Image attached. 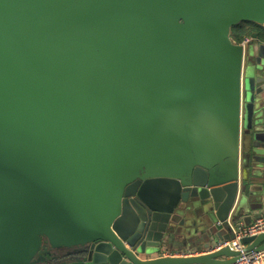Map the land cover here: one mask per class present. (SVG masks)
Wrapping results in <instances>:
<instances>
[{"label": "water", "instance_id": "95a60500", "mask_svg": "<svg viewBox=\"0 0 264 264\" xmlns=\"http://www.w3.org/2000/svg\"><path fill=\"white\" fill-rule=\"evenodd\" d=\"M264 0H0V264H236L264 199ZM204 253L165 255L173 237ZM264 249V232L241 239ZM200 246V247H198Z\"/></svg>", "mask_w": 264, "mask_h": 264}, {"label": "built area", "instance_id": "2783aa9c", "mask_svg": "<svg viewBox=\"0 0 264 264\" xmlns=\"http://www.w3.org/2000/svg\"><path fill=\"white\" fill-rule=\"evenodd\" d=\"M253 36H246L242 41L239 42L245 49L249 42L253 41ZM234 239L232 241L220 242L218 247L230 245L234 249L240 252V258L236 264H264V249L245 251V246L242 244L241 239L246 236H253L264 232V218L259 216L250 224H244L238 222L235 226H232ZM192 253L182 252L172 254L176 256H187ZM168 255V254H167Z\"/></svg>", "mask_w": 264, "mask_h": 264}, {"label": "crops", "instance_id": "0c3cea01", "mask_svg": "<svg viewBox=\"0 0 264 264\" xmlns=\"http://www.w3.org/2000/svg\"><path fill=\"white\" fill-rule=\"evenodd\" d=\"M259 216L264 218V199L261 202H254L253 206H250L249 210L246 213L238 217V222L250 224ZM201 249L200 251L196 250V246L191 245L190 241H187L186 239L184 240L181 237H173L172 239H170L167 248H164L162 252H164L165 255L177 254L182 252H194V255H198L204 253V250Z\"/></svg>", "mask_w": 264, "mask_h": 264}, {"label": "trees", "instance_id": "16d2710c", "mask_svg": "<svg viewBox=\"0 0 264 264\" xmlns=\"http://www.w3.org/2000/svg\"><path fill=\"white\" fill-rule=\"evenodd\" d=\"M254 33H258L264 40V27L256 23H241L233 26L231 29V37L236 42H240L246 36L253 35Z\"/></svg>", "mask_w": 264, "mask_h": 264}, {"label": "rangeland", "instance_id": "374dc122", "mask_svg": "<svg viewBox=\"0 0 264 264\" xmlns=\"http://www.w3.org/2000/svg\"><path fill=\"white\" fill-rule=\"evenodd\" d=\"M44 246L41 248V251L39 252V254L37 255V257L35 258L33 264H55L53 261L52 262H44L43 260L48 257V258H52L54 257L55 255L58 254L59 256V250L65 252V254L68 252V249H64V248H54L55 249V255H54V252L52 251H47V248L46 246L49 245V244H46V242H44ZM51 247V246H50ZM53 248V247H52ZM58 250V251H57ZM65 256V255H64ZM65 261V260H64ZM63 261V262H64ZM62 262V263H63ZM57 263V262H56ZM61 262L57 263V264H62Z\"/></svg>", "mask_w": 264, "mask_h": 264}, {"label": "flooded vegetation", "instance_id": "af4514ba", "mask_svg": "<svg viewBox=\"0 0 264 264\" xmlns=\"http://www.w3.org/2000/svg\"><path fill=\"white\" fill-rule=\"evenodd\" d=\"M46 248H47V251H52V252H54V255L56 254L55 253V249L54 248H52V247H50V245H47L46 246ZM58 251V250H57ZM65 255V252H63V251H61V250H59V256H58V254L57 255H55L54 257H52V258H48V257H46L43 261L44 262H54L55 264H57V263H59V262H63L65 259H66V257L64 256ZM57 262V263H56Z\"/></svg>", "mask_w": 264, "mask_h": 264}]
</instances>
